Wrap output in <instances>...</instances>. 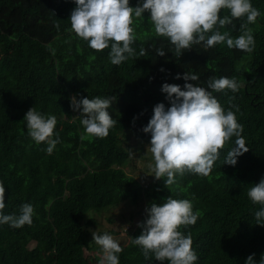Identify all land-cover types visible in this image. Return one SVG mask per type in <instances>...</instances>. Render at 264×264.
Segmentation results:
<instances>
[{
    "label": "trees",
    "instance_id": "trees-1",
    "mask_svg": "<svg viewBox=\"0 0 264 264\" xmlns=\"http://www.w3.org/2000/svg\"><path fill=\"white\" fill-rule=\"evenodd\" d=\"M135 7L138 0H129ZM260 10L253 30L255 47L251 53L229 49L226 43L205 49L194 45L176 56L166 38L155 34L150 13L133 16L136 34L132 47L137 55L120 65L109 59L110 47L96 51L72 30L70 15L75 0H0V181L5 187L4 214H20L21 206L34 207L33 223L21 228L0 225V264H90L85 249H96L85 220L96 224L92 213L133 209L147 197L164 204L168 197L188 199L199 217L194 225H181L178 231L191 233L196 264H245L255 253L259 264L264 254V226L257 224L248 190L264 178V0H251ZM230 15L222 9L221 18ZM246 17L221 28L235 38ZM161 45L165 55L155 51ZM147 54L140 56L141 48ZM163 68L165 71H160ZM198 74L200 81L187 83L207 87L209 77H235L238 92H213L225 111L236 113L243 126L248 152L237 158L235 166L224 164L236 137L226 142L220 158L208 176L185 172L177 174L169 187L165 179L154 178L146 188L127 175L131 154L130 139L150 144L144 133L153 108L170 107L164 83L183 85L176 79L185 73ZM79 98H112L108 109L117 121L105 138L84 133L81 117L73 118L72 95ZM232 98V99H230ZM57 117L52 138L58 143L51 154L48 144H37L27 133L24 116L30 108ZM239 111H236V108ZM59 114L67 119L62 120ZM59 117V118H58ZM85 136L81 139V136ZM147 218L143 212L141 223ZM126 220V213L113 214L109 223ZM130 223V220L127 224ZM90 226V225H89ZM129 244L119 253V264H162L154 256L146 260L132 239L143 229H126ZM120 235L117 230H101ZM101 234V235H102ZM32 243L35 245L32 246ZM104 255L102 249L96 251ZM163 264H168L167 261Z\"/></svg>",
    "mask_w": 264,
    "mask_h": 264
},
{
    "label": "clouds",
    "instance_id": "clouds-1",
    "mask_svg": "<svg viewBox=\"0 0 264 264\" xmlns=\"http://www.w3.org/2000/svg\"><path fill=\"white\" fill-rule=\"evenodd\" d=\"M75 4L69 19L71 30L96 51L110 47V62L117 66L137 55L132 47L137 38L131 26L133 16L143 18V14L149 12L155 34L166 38L172 45L169 51H174L180 57L184 51L200 44L205 49H211L226 43L229 49L251 53L255 40L253 30L248 25L255 23L261 15L251 0H138L135 7L130 6L129 0H75ZM222 9L229 10L230 15L221 18ZM245 17L246 23L240 26L242 34L235 33L233 38L227 31L221 33V28L234 26V20ZM155 51L159 56L165 55L163 45ZM146 54L142 47L139 55ZM160 71L165 70L161 68ZM175 78L186 81L183 90L180 85L164 83L161 91L167 94L166 99L171 106L166 109L163 103L155 105L151 119L142 129L144 133L151 134L148 151L155 161L152 167L154 177H167L166 187L175 183L177 174L184 175L186 171L208 176L220 158V150L232 137H236L234 147L227 152L224 164L235 166L237 158L249 151L242 136L243 126L237 122L236 113L231 109L225 111L213 96V92L224 90L238 92L241 85L235 77H209L207 87L187 83L200 81L198 74L187 72L183 77L177 74ZM70 106L72 117L73 112H79L77 117H81V125L87 136L105 138L117 124L108 111L112 106L111 97L89 99L73 94ZM42 111L30 108L24 121L30 138L37 144L46 142V150L51 154L60 143L58 134L52 138L58 121L55 115L46 116ZM236 111H239L238 107ZM58 116L62 120L67 119L64 114ZM84 138L82 135L81 139ZM247 196L253 204L261 205L254 215L257 224L264 226V178L248 190ZM5 207V187L0 181V225L8 224L13 228L32 225L34 207L31 203L23 204L19 215L4 214ZM145 211L146 220L138 224L143 231L132 239L134 245L142 248L145 259L154 256L162 264L165 261L168 264H196L199 257L192 247L191 233L184 235L178 231L181 225L189 226L197 222L199 213L193 212L192 201L168 197L166 203L153 202ZM100 232H92L93 240L104 252L99 264H119L118 254L127 245L120 246L112 237L118 239L120 235ZM88 251L95 252L85 249L86 257ZM254 257L255 253L249 255L245 264H257ZM259 264H264V254Z\"/></svg>",
    "mask_w": 264,
    "mask_h": 264
},
{
    "label": "rangeland",
    "instance_id": "rangeland-1",
    "mask_svg": "<svg viewBox=\"0 0 264 264\" xmlns=\"http://www.w3.org/2000/svg\"><path fill=\"white\" fill-rule=\"evenodd\" d=\"M79 112H73V118L78 116ZM139 142V141H138ZM134 138L130 139L127 146L130 149L129 152L131 154V161L125 168L127 175L131 178L136 179V181L140 184V186L146 188L149 182H151L154 177V172L152 171V167L155 165V161L150 151H148V147L150 144H142L138 143ZM142 203H140L137 208L133 209L132 207L121 206L118 207V210H109L108 212L103 211L101 213H92L91 218L96 221V224H90L85 220L86 228L90 229L92 232H100L101 230H117L120 234V237L116 239L112 236L120 246H125L129 244V238L126 237L127 228L129 226H133V229L138 226L141 221L143 212L145 211V207L147 205V197L142 196ZM121 212L126 213V220L116 219L114 223H109L108 219H111L112 213L118 214ZM130 220V223L127 222ZM90 225V226H89ZM126 233V234H125ZM34 243H32V246ZM100 245H96L99 247ZM100 249L102 247L100 246ZM103 250V249H102ZM87 259L90 264H99L100 260L103 258L101 253L87 252Z\"/></svg>",
    "mask_w": 264,
    "mask_h": 264
}]
</instances>
